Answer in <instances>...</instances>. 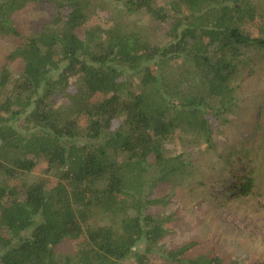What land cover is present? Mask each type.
<instances>
[{"label":"trees","instance_id":"trees-1","mask_svg":"<svg viewBox=\"0 0 264 264\" xmlns=\"http://www.w3.org/2000/svg\"><path fill=\"white\" fill-rule=\"evenodd\" d=\"M111 1L145 10L167 41L93 26V0H0V35L22 39L6 60L23 62L16 76L0 68V264H146L155 252L174 264H244L198 238L165 246L180 217L161 211L193 163L168 145L215 150L212 123L229 120L240 66L264 50L250 28L264 17L252 0ZM30 2L53 16L23 36L15 15ZM41 162L44 177L24 178ZM233 176L231 194H251L249 172ZM82 235L72 254L57 249Z\"/></svg>","mask_w":264,"mask_h":264},{"label":"rangeland","instance_id":"rangeland-1","mask_svg":"<svg viewBox=\"0 0 264 264\" xmlns=\"http://www.w3.org/2000/svg\"><path fill=\"white\" fill-rule=\"evenodd\" d=\"M171 1L177 0H156L154 5H170ZM252 1L264 17V0ZM93 4L90 16L93 26L108 29L118 23L138 31L152 45H162L168 39L167 26L154 21L145 10L126 14L120 4L111 0H93ZM52 16L48 4L30 2L18 11L15 20L23 36H27ZM262 20L258 19L257 29L250 26L253 34H264ZM21 42V38L0 35V68L6 64L14 76L21 71L23 62L20 58L8 62L6 56ZM134 77L138 78V74ZM233 86L236 105L229 120L212 123L216 131L214 151L191 149L176 140L168 145L171 154L193 152V163L189 165V174L177 184L171 204L160 209L164 214L177 209L180 217L178 225L171 223V230H175L164 244L171 247L198 238L205 246L214 243V253L221 257L236 256L244 264H255L257 258L264 259V50L251 51L245 57ZM43 167L41 162L24 178L34 181L44 177ZM244 172L253 177L251 194H231L234 173ZM101 220L104 218L98 215L93 223ZM82 239L84 235L66 240L57 249L72 254L75 243ZM143 249L141 241L136 250ZM129 263L137 264L130 260ZM146 264L174 263L162 260L155 252L149 255Z\"/></svg>","mask_w":264,"mask_h":264}]
</instances>
